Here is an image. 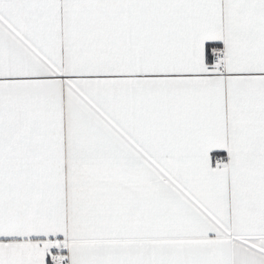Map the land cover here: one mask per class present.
<instances>
[{
  "label": "snow or ice",
  "instance_id": "obj_1",
  "mask_svg": "<svg viewBox=\"0 0 264 264\" xmlns=\"http://www.w3.org/2000/svg\"><path fill=\"white\" fill-rule=\"evenodd\" d=\"M0 264H264V0H0Z\"/></svg>",
  "mask_w": 264,
  "mask_h": 264
}]
</instances>
